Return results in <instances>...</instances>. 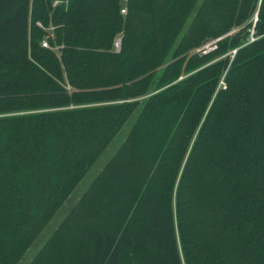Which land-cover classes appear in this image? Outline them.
Wrapping results in <instances>:
<instances>
[{
	"label": "trees",
	"instance_id": "1",
	"mask_svg": "<svg viewBox=\"0 0 264 264\" xmlns=\"http://www.w3.org/2000/svg\"><path fill=\"white\" fill-rule=\"evenodd\" d=\"M54 1L0 0V242L28 245L137 112L94 181L105 222L74 215L35 261L264 264V0H202L182 35L198 0Z\"/></svg>",
	"mask_w": 264,
	"mask_h": 264
},
{
	"label": "rangeland",
	"instance_id": "2",
	"mask_svg": "<svg viewBox=\"0 0 264 264\" xmlns=\"http://www.w3.org/2000/svg\"><path fill=\"white\" fill-rule=\"evenodd\" d=\"M202 0H198L196 3V6L192 12V14L189 17H186L182 20V26L180 28L179 34L182 35L189 27L193 15L195 14L197 7L200 5ZM127 14V13H126ZM125 15V14H123ZM253 24L256 23L257 20V13H254L252 15ZM251 20V19H250ZM240 26H233L229 31L226 33H223L222 35L214 38H209L206 41H204L201 45L193 48L192 50L188 51L186 54H180L179 56L187 57L192 54H206L198 51L202 46L205 44L212 43L213 45L218 46V43L222 40H225L226 38L232 36L235 32L239 30ZM251 37L249 36V39ZM256 38V37H255ZM252 41V40H251ZM121 47V38H120V44L119 47H116L115 41H114V50L120 51ZM212 49L210 52L216 49ZM235 48L230 49L228 52L224 53L223 55L216 56L213 58L220 59L223 57L230 56L231 59L233 58L235 52ZM170 58L166 60L168 62ZM163 70V67H160L158 69V76L160 72ZM157 78L155 81H157ZM223 77L220 81L219 85L224 86ZM153 89V88H152ZM148 96L144 95L141 96L139 99L143 100ZM137 112H135L131 118L126 122V124L123 126V128L117 133L115 138L112 140V142L106 146L104 150L97 156V158L91 163L90 167L88 168L87 172L83 175L80 182L76 185V187L71 190L69 193H67L65 197V201L61 207H59L53 215L48 219V221L45 223V225L40 229L36 237L28 244H21L20 242L10 241L9 243H1L0 242V264H47L46 263V256L42 260L35 261L36 257L40 254V252L44 249V247L47 245L48 241L55 236V241L62 244V240L56 238L57 232L68 222H70V219L72 220L74 218V215L79 217L80 220H83L84 222H90L93 223V225H100L101 223L105 222L106 218L103 215L104 211L102 210L104 206L105 195H104V184L98 182H94L96 177L104 171V169L107 167V164L113 159V156L116 154L119 147L124 142L127 133L134 121V117ZM117 166H115L116 168ZM95 184H94V183ZM123 194L119 195L117 198V206L118 209L123 212L127 210L131 205H129V199L128 196L130 195L128 187L124 186V190L122 191ZM137 204L134 203L130 209L131 213L136 212L137 210ZM74 212H77L76 214ZM130 229L133 231H137L140 234L141 242L139 245V248L137 251L133 252L131 256H135L136 258H140L142 260L151 258L154 256V246L153 242L148 238L147 233L143 227H141L139 224L132 222L129 220ZM56 234V235H55ZM74 245L67 246L68 248H73L75 245L78 244L79 247H85L84 242L82 239H78L73 243ZM63 250V249H62ZM23 252L22 254H18L19 252ZM62 251H57L53 254V259L55 260L53 264H56V262H61L62 259ZM129 254L127 253L124 256L123 263L122 264H131L128 261Z\"/></svg>",
	"mask_w": 264,
	"mask_h": 264
},
{
	"label": "built area",
	"instance_id": "3",
	"mask_svg": "<svg viewBox=\"0 0 264 264\" xmlns=\"http://www.w3.org/2000/svg\"><path fill=\"white\" fill-rule=\"evenodd\" d=\"M122 1L126 4L128 0H122ZM121 12H122V14H126L127 13V7L126 6L122 7ZM250 37H251L250 40H254L255 39L254 28L251 29ZM42 44L44 46H48V43L46 41H43ZM119 44H120V38L115 40L116 47H119ZM215 47H216V45H213L212 43H209V44H205L204 46H202L198 51H200L202 53H207V52L211 51L212 49H214ZM235 51L236 50H234V52Z\"/></svg>",
	"mask_w": 264,
	"mask_h": 264
},
{
	"label": "crops",
	"instance_id": "4",
	"mask_svg": "<svg viewBox=\"0 0 264 264\" xmlns=\"http://www.w3.org/2000/svg\"><path fill=\"white\" fill-rule=\"evenodd\" d=\"M58 2V0H56V1H54V5L56 4ZM122 3H123V7L124 6H126L127 7V3L125 4L123 1H122ZM37 24L39 25V26H41V27H43L44 28V26L42 25V23L41 22H37ZM49 31L50 30H53V26H50L49 28ZM51 35H53V33H51ZM118 38H121V35H119L116 39H118ZM43 41H46V39H44ZM47 42V41H46ZM52 49H54V50H56L57 52H58V46H55V47H51ZM59 53V52H58ZM70 88V87H69Z\"/></svg>",
	"mask_w": 264,
	"mask_h": 264
}]
</instances>
